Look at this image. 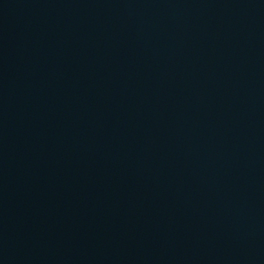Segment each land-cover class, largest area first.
I'll use <instances>...</instances> for the list:
<instances>
[{
	"label": "water",
	"instance_id": "obj_1",
	"mask_svg": "<svg viewBox=\"0 0 264 264\" xmlns=\"http://www.w3.org/2000/svg\"><path fill=\"white\" fill-rule=\"evenodd\" d=\"M0 264H264V0H0Z\"/></svg>",
	"mask_w": 264,
	"mask_h": 264
}]
</instances>
